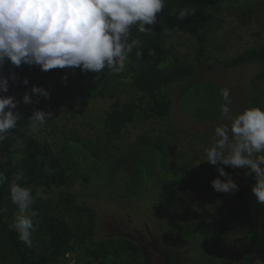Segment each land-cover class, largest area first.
Listing matches in <instances>:
<instances>
[{"label": "rangeland", "instance_id": "obj_1", "mask_svg": "<svg viewBox=\"0 0 264 264\" xmlns=\"http://www.w3.org/2000/svg\"><path fill=\"white\" fill-rule=\"evenodd\" d=\"M200 34L202 42L179 29L166 30L165 45L194 66L195 73L168 87V117L139 119L127 124L118 136L106 132L103 119L116 103L140 95L130 83H116L88 104H69L50 91L49 98L32 94V102L25 104L23 96L33 87L29 76L32 66L15 67L6 61L4 74L16 90V108L27 109L32 115L36 110L52 114L46 116L48 120L38 131H28L52 146L69 175L68 183L49 197L56 200L58 194L82 193L86 186L84 169L75 165L71 136L80 139L85 151L98 153L94 161L108 178L112 194L97 192L81 198L97 211V238L125 236L136 240L143 250V264H264V203L252 192L254 175H246L247 169L235 168L250 198L255 220L251 227L239 215L235 191L214 190L211 181L219 173L215 165L206 162L204 152L212 145L215 127L230 124L220 110L221 89L230 90L233 116L251 106L264 109V78H256L257 65L230 66L247 49L264 47V0H241L238 5L225 6ZM13 72L15 80L11 78ZM17 72L23 73L22 79L17 78ZM47 74L65 86L73 83L66 76H58L56 69ZM24 78L29 81L27 85ZM146 139L164 147L160 180L171 187L184 169L193 180L190 187L167 197L170 203L164 210L158 208L157 192L142 172L140 160ZM22 153L23 143L19 140L11 150L0 147V161L18 160ZM61 211L77 232L78 217L62 208ZM202 228L211 231L205 234ZM198 241L205 244L199 247ZM76 255L67 254L60 264H75Z\"/></svg>", "mask_w": 264, "mask_h": 264}, {"label": "trees", "instance_id": "obj_2", "mask_svg": "<svg viewBox=\"0 0 264 264\" xmlns=\"http://www.w3.org/2000/svg\"><path fill=\"white\" fill-rule=\"evenodd\" d=\"M240 2L241 0H165V7L157 14V22L148 26V33H140L137 26H133L131 34L141 44L139 49H134L130 54L124 72L112 74L105 69L94 73L84 72L80 68L64 72L63 69L56 68L58 76H66L69 81H73L65 86L49 76L47 71H42L40 66L34 65L29 71L30 82L57 94L69 104H88L101 97L116 83H130L140 95L123 103H116L106 113L103 126L110 135L118 136L127 124H133L139 119L168 117L171 112L168 87L189 79L194 75L195 67L165 45L166 30L179 29L196 36L202 42L200 33L211 26L223 8ZM180 10L188 13L183 20L179 18ZM137 51H142V56L137 57ZM167 63H170L168 67ZM248 63L257 65L256 78H264V47L247 49L234 58L230 66ZM4 70L3 66L0 75L5 76ZM16 75L18 79L24 76L22 72H17ZM8 84V92L4 95L17 99L14 86L9 81ZM14 111L20 116L17 127L6 134L7 138L0 147L6 151L11 150L21 140L23 153L18 160L0 161V173L6 177L0 183V264H60L70 253L78 254L75 264H143V250L136 240L125 236L97 238V211L81 200L83 195L89 196L97 192L112 194L108 178L97 161H94L98 153L92 149L85 151L80 147V139L71 136L76 155L75 165L84 169L83 180L86 186L82 193L58 194L54 200L49 194L58 192L68 183L67 169L49 143L41 142L28 134L32 113L22 108ZM164 152L160 142L146 139L140 160L146 182L157 192L156 204L160 210L168 207L169 195L190 187L193 182L185 169L178 172L179 176L174 178L171 187L159 179ZM225 169L238 184L235 193L239 215L249 226L254 227L248 192L235 169L230 166H225ZM18 171L23 172L18 183L31 189L35 201L31 209L36 214L33 217L35 230L32 232V247L19 239L14 227L18 208L11 202L10 185ZM61 208L78 217L77 232ZM202 229L205 234L211 231ZM204 244L205 241L197 242L199 247ZM77 249H81L80 253Z\"/></svg>", "mask_w": 264, "mask_h": 264}, {"label": "clouds", "instance_id": "obj_3", "mask_svg": "<svg viewBox=\"0 0 264 264\" xmlns=\"http://www.w3.org/2000/svg\"><path fill=\"white\" fill-rule=\"evenodd\" d=\"M164 7L165 0H0V69L9 61L15 67L38 65L42 71L80 68L84 72L107 69L112 74L122 73L130 54L141 44L131 34L133 26L148 33V26L157 22ZM186 16L185 10L179 11L181 20ZM142 54L136 52L137 57ZM11 78L15 80L14 72ZM23 83L27 85L28 79ZM8 88V77L0 75V144L20 118L14 111L15 97L4 95ZM32 94L50 96L42 86L33 85L23 96L25 104L32 102ZM220 95L221 113L230 124L216 126L212 145L204 149L206 162L215 165L219 173L211 184L217 192H234L238 184L223 166L247 169L245 174L254 175L256 181L252 192L264 203V109L251 106L233 116L230 90L225 87ZM51 115L36 110L30 118L32 131L44 126L46 116ZM22 176L18 171L10 185L11 202L18 208L14 227L19 239L32 247L35 201L31 189L18 183ZM5 179L0 173V183Z\"/></svg>", "mask_w": 264, "mask_h": 264}]
</instances>
